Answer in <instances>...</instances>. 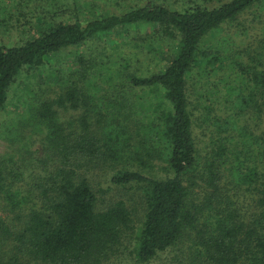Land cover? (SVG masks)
Listing matches in <instances>:
<instances>
[{
	"label": "trees",
	"instance_id": "16d2710c",
	"mask_svg": "<svg viewBox=\"0 0 264 264\" xmlns=\"http://www.w3.org/2000/svg\"><path fill=\"white\" fill-rule=\"evenodd\" d=\"M22 3L41 4L34 12L44 18L22 44L0 43V127L11 91L27 81L34 97L21 107L47 134L27 212L21 177L0 167V205L21 221L15 230L0 217V264H105L127 240L137 264L182 249L179 264H264V37L241 50L209 37L264 0ZM122 5L120 14L109 8ZM67 13L73 19L61 20ZM134 27L173 43V55L161 50L165 63L148 75L99 65V41ZM99 83L109 87L102 97ZM67 112L77 116L62 121ZM157 161L170 176L144 174ZM106 166L110 185L100 191L128 195L104 205L91 176Z\"/></svg>",
	"mask_w": 264,
	"mask_h": 264
},
{
	"label": "rangeland",
	"instance_id": "374dc122",
	"mask_svg": "<svg viewBox=\"0 0 264 264\" xmlns=\"http://www.w3.org/2000/svg\"><path fill=\"white\" fill-rule=\"evenodd\" d=\"M86 2V0H84ZM92 3L93 0H87ZM166 6L181 9L185 7H190L193 3L203 4L208 7H213L222 2V0H161ZM18 0H0V43L6 45H20L29 37L30 32L35 31V26L39 25V21H42L44 16L41 13H35L34 7L40 6L41 4H17ZM52 1H50L51 3ZM208 2V3H207ZM42 3V4H50ZM95 3L99 4V0H95ZM114 3V2H113ZM113 13L120 14L124 6H109ZM111 12V13H112ZM86 13V12H85ZM39 15H41L39 17ZM89 16V15H87ZM61 20L69 21L73 19V16L69 13L60 16ZM30 29L32 31H30ZM152 29L134 27L127 35L122 37L112 36L109 37L110 41H99V65L103 62L109 64L113 67V72L121 69L122 66H117V62L120 65L127 63L129 65L130 73H135L138 75H148L152 69L156 71L157 66L164 64L165 62L161 58V50L165 52L167 56L173 54L174 44L168 42L166 39L158 38L151 31ZM214 37L210 42L218 47H225L229 49L230 47H235L236 50L246 49L248 47H254L257 42L264 37V7H255L249 10L245 15L240 17L237 23L225 25L222 29L215 33ZM132 40V41H131ZM119 45L115 47V43ZM144 44V46H142ZM153 48V50H150ZM77 53L73 51V53ZM69 60H73V56L68 57ZM115 63V66L113 65ZM28 85L27 81L16 83L14 90L11 91L9 97V103L3 114V125L0 127V167L5 164L9 171H13L18 174L22 179V188L20 184H17L20 189L21 198L24 205L23 208L27 212L36 203L34 198L28 193L31 186L32 178L36 176L39 171V165L42 161H38V152L42 147V142L44 144V139L46 137V129L43 124L39 122L29 123V113L22 109L23 104H28L29 101L33 99L34 86ZM99 83V97L107 94L108 85H103ZM107 90V91H106ZM112 89L110 88V91ZM111 93V92H110ZM36 94H40V90H37ZM224 113L227 110L223 109ZM223 110L219 111V114L223 116ZM77 116V113L67 112L63 114L62 121H71ZM26 122L27 125H23ZM207 126L204 125L200 131L208 132ZM198 131V133L200 132ZM198 139L205 142V138L197 135ZM208 142V141H207ZM29 151V153H28ZM45 160V158H43ZM122 165V164H121ZM167 164L163 161L154 162V167L151 170H147L144 174L150 176L151 174L156 177H167L171 173L166 169ZM97 169L93 172L91 176V182L94 190L100 199L106 205L107 201L110 199H116L119 197L126 198L128 193L115 192L106 193L100 190L108 189L110 183L111 170L107 169ZM199 192L200 189H197ZM240 208L248 207V203L244 200L239 199ZM135 207L138 209V213H133V219L137 224L140 221L141 215L139 214V208L137 202ZM102 208V207H101ZM25 213V212H22ZM0 217L2 220H6L10 226L17 230L21 226V221L18 218V214L11 211V207L8 206L6 200L1 201L0 205ZM124 249H121L119 257L114 260L105 262V264H137L135 259L130 254L132 250L129 240L126 241ZM185 259V250L182 249L181 252H168L161 254L155 260L149 264H179L180 261ZM123 261V262H121Z\"/></svg>",
	"mask_w": 264,
	"mask_h": 264
}]
</instances>
